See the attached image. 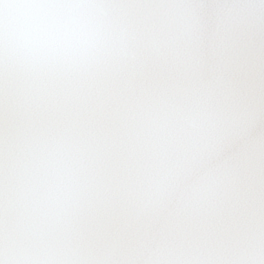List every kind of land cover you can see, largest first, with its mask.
Segmentation results:
<instances>
[{
    "label": "snow or ice",
    "instance_id": "obj_1",
    "mask_svg": "<svg viewBox=\"0 0 264 264\" xmlns=\"http://www.w3.org/2000/svg\"><path fill=\"white\" fill-rule=\"evenodd\" d=\"M0 264H264V0H0Z\"/></svg>",
    "mask_w": 264,
    "mask_h": 264
}]
</instances>
